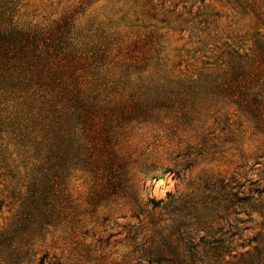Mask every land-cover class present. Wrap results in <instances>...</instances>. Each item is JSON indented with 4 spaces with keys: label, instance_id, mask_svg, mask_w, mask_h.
Wrapping results in <instances>:
<instances>
[{
    "label": "rangeland",
    "instance_id": "obj_1",
    "mask_svg": "<svg viewBox=\"0 0 264 264\" xmlns=\"http://www.w3.org/2000/svg\"><path fill=\"white\" fill-rule=\"evenodd\" d=\"M80 1L23 0L17 14L22 22L48 23L70 14ZM214 3L221 18L212 22V30L220 42L207 40L212 51L204 54L189 34L158 30L165 65L149 70L154 79L140 84V91L147 87L185 96L187 82L198 77L203 62L220 70L215 45L221 48L227 35L238 36L242 45L251 43L255 12L232 13L226 2ZM136 17L122 2L95 0L74 20L116 56L117 47L135 38L141 26L163 27L151 17L136 23ZM108 94L114 97L116 88ZM215 100L210 116L196 110L187 114L181 102L139 121L101 116L97 166L75 171L68 195L57 202L51 258L63 264H217L221 255L230 259L253 249L263 222L259 213H264V122L258 126L235 106ZM109 126L116 163L105 143ZM9 216L7 210L0 213V230Z\"/></svg>",
    "mask_w": 264,
    "mask_h": 264
},
{
    "label": "trees",
    "instance_id": "obj_2",
    "mask_svg": "<svg viewBox=\"0 0 264 264\" xmlns=\"http://www.w3.org/2000/svg\"><path fill=\"white\" fill-rule=\"evenodd\" d=\"M94 1L81 0L70 14L37 24L18 18L23 0H0V213L10 214L0 230V264H63L51 258L56 205L68 195L75 171L97 166L101 116L139 121L175 102L185 105L187 114L196 110L210 116L220 98L258 126L264 122L262 0H221L232 13L251 8L257 27L250 44L227 35L221 48L215 45L220 70L203 62L198 77L187 82L185 96L137 87L153 81L149 70L165 65L157 33L162 28L196 38L203 46L199 52L212 51L207 40L220 42L212 30V22L221 18L213 8L220 0H116L128 5L136 23L139 17H151L163 26H141L135 38L117 47L116 56L96 33L75 23L76 15ZM113 80L116 86L110 85ZM111 88L116 95L105 96ZM105 130L109 160L116 163L114 128ZM110 177L115 179L112 168ZM259 214L263 222L256 246L230 259L221 255L217 264H264V213Z\"/></svg>",
    "mask_w": 264,
    "mask_h": 264
}]
</instances>
